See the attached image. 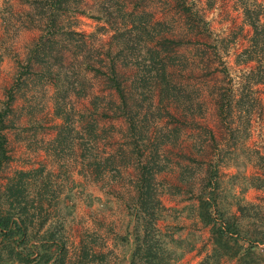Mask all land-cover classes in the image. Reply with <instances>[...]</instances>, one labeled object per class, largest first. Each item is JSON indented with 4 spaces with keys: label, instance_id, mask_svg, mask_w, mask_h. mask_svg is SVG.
Instances as JSON below:
<instances>
[{
    "label": "rangeland",
    "instance_id": "rangeland-1",
    "mask_svg": "<svg viewBox=\"0 0 264 264\" xmlns=\"http://www.w3.org/2000/svg\"><path fill=\"white\" fill-rule=\"evenodd\" d=\"M78 1L81 8L69 15L67 23L80 33L71 49L85 46L95 57L103 53L106 60L119 56L121 71L135 95L129 100L131 108L142 112L137 117L138 128L157 134L159 140H171L165 143V165L158 176L162 190V210L156 223L159 241L152 244L169 264H200L213 244L209 228L197 218V201L190 198L188 182L179 179L181 167L188 166L190 172L196 170L200 159L217 162L222 196L232 212L237 211V196L248 186L247 177L254 172L264 174V164L259 163L263 160H257L264 157V84L248 82L246 75L256 63L238 57L252 35L240 0H186L201 14L192 26L185 22L184 12L174 0ZM258 1L264 6V0ZM107 4H112L111 11L103 13ZM29 9L24 0H0V104L7 102L11 90L16 98L10 113L13 125L4 131L10 158L0 180L4 182L20 170L43 169L49 199H43L41 209L31 211L30 219L46 213L53 216L49 222L52 227L64 229L69 264H93L99 251L109 262L119 264L123 255L119 237L126 232V204L131 200L128 188L137 178L139 157L131 144V130L104 76L85 72V53L71 57L69 48L64 49L69 56L64 63L67 76L61 79L64 87L61 80L54 81L57 75L53 73L31 71L19 79L23 68L18 61L25 59L29 45L40 33L23 24ZM145 10L148 13H143ZM129 13L132 20L152 16L165 21L166 34L182 39L173 57L175 76L187 83L188 91H182L184 97L175 104L178 119L167 113L166 102L157 108L155 103L153 112H148L152 100L159 102L153 89L144 93L145 84L141 83V74L150 67L153 38L146 37L148 44L134 42L114 50V30L130 27ZM17 26L22 27L17 30ZM109 50L114 52L109 54ZM214 85L234 86L237 104L230 119L218 113ZM137 102L143 109H137ZM69 123L81 131L78 134L84 133L79 135L77 147L68 137H59ZM210 130L215 139L210 138ZM243 193L264 216V190L249 187ZM263 222L264 218L259 224ZM220 264L235 261L223 258Z\"/></svg>",
    "mask_w": 264,
    "mask_h": 264
},
{
    "label": "trees",
    "instance_id": "trees-1",
    "mask_svg": "<svg viewBox=\"0 0 264 264\" xmlns=\"http://www.w3.org/2000/svg\"><path fill=\"white\" fill-rule=\"evenodd\" d=\"M24 1L29 4L30 9L26 10L28 19L23 21V24L29 25L27 26L29 29H38L40 33L29 45L25 59L18 61L19 67L24 69L20 71L19 79L29 76L31 71H41L48 75L56 74L57 78L54 81H60L67 76V71L64 69L67 57L75 56L76 53H85L86 58L82 59L85 72L91 71L95 76H104L110 85L111 92L117 98V105L122 116L127 120V128L131 130L129 131L133 139L131 144L138 151L139 157L135 168L137 178L133 184H130L133 188H128L131 200L126 204V232L119 237L123 246V255L119 264H169L165 262V258L159 253V248L154 247L152 242L159 241L156 223L162 210L160 199L162 190L158 176L165 165L163 156L165 143L171 140H159L157 134L153 136L152 132L144 131V127L138 128L137 117L142 112L131 108L129 100H133L135 95L131 93L126 75L121 71L119 56L111 58L108 56L109 60H106L103 53H98L95 57L85 46L80 50L71 49L75 48L72 43L76 40V35L80 33L75 28L67 26V23L69 15L79 12L81 8L78 0ZM174 1L183 10L185 22L190 26L195 24V18L201 19V14L193 11L186 0ZM240 3L244 19L252 28V35L248 46L242 49L238 57H243L244 62L256 63L255 68L249 70L250 72L246 75L249 76L248 82L264 84V6L258 0H240ZM111 8L112 4L111 6L107 4L103 13H108ZM143 13L148 12L145 10ZM131 21L130 27L124 25L122 28H115L114 36H112L116 42L114 50L120 51L124 45L129 46L134 42L141 44L144 41L148 44L146 37L153 38L152 42H155L157 47L153 45L152 54L148 56L150 67L145 70V74H141L142 81L141 79L140 81L145 84L144 93L146 89H153L159 102L152 100L148 112H153L151 107L155 103L157 108L160 102H166L168 103L167 113L174 119H178L176 112L179 109L175 104L184 97L182 91H188L187 83L179 81L175 76L177 64L173 57H176L174 54L179 51L182 39L167 35L164 28L166 22L153 20L152 16L150 19L139 16L134 20L131 18ZM17 27L16 29L19 30L22 26ZM66 47L71 53L69 56L65 53ZM109 51V54L114 52ZM224 68L225 71L228 70L227 66ZM254 73L255 76L252 78ZM61 81L63 83V80ZM56 84L58 85V82ZM64 86L63 83L62 87ZM212 91H214L213 99H215L219 115L225 120L230 119L237 104L234 86L229 88L224 85L219 87L214 85ZM8 97L7 102L0 104V172L10 158L4 131L13 125L10 123V113L13 111L12 105L16 98L12 90ZM137 109H143L138 102ZM190 119L194 122L196 117ZM66 121H68L67 118ZM11 122L13 123L12 120ZM64 128L60 130V138L68 137L75 146L80 143L79 135L83 137L84 133L78 134L81 131H76L70 123ZM178 130L179 128L176 127V136ZM210 138H216L213 130H210ZM257 160H263V163H259L264 164V157H258ZM187 168L188 166L181 167L179 179L182 178L181 181L188 182L187 191L190 193V198L197 201L195 208L197 218L209 228L213 244L212 249L205 254L200 264H220L223 258L234 260L235 264H264V222L263 225L259 224L264 216L259 214L256 204L243 196V192L249 187L264 190V174L254 172L247 177L248 186L242 190L243 195L237 196L235 201L237 211L232 212L222 196L221 167L217 162H206L200 159L196 170L188 172ZM6 179L4 182L0 180V264H69L70 250L64 239V229L52 227L53 223L49 222L53 216L46 213L38 219H30L31 211L41 209L43 199H49L46 194L45 171L40 168L20 170ZM57 223L56 226H58ZM117 238L118 235L116 240ZM187 242L191 243L190 240ZM190 245L191 248L194 247ZM105 255L99 251L95 255L96 260L91 259V261L93 264H113L105 258Z\"/></svg>",
    "mask_w": 264,
    "mask_h": 264
}]
</instances>
